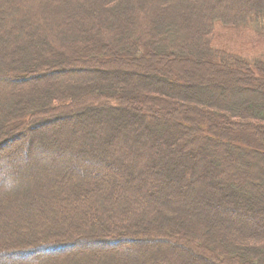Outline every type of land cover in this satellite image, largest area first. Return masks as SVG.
<instances>
[{
	"label": "trees",
	"instance_id": "1",
	"mask_svg": "<svg viewBox=\"0 0 264 264\" xmlns=\"http://www.w3.org/2000/svg\"><path fill=\"white\" fill-rule=\"evenodd\" d=\"M221 25L264 0H0V264H264V53Z\"/></svg>",
	"mask_w": 264,
	"mask_h": 264
},
{
	"label": "rangeland",
	"instance_id": "2",
	"mask_svg": "<svg viewBox=\"0 0 264 264\" xmlns=\"http://www.w3.org/2000/svg\"><path fill=\"white\" fill-rule=\"evenodd\" d=\"M8 13L10 14V12H8ZM32 28L34 31H36V29H34V27H32ZM218 28L219 29L217 30V37L215 39V43L221 49H226L227 51L232 52V53H236L242 57H253V56L258 57L264 53V41L258 37H255V35L252 34V31H251L252 28L249 25H237V26L221 25ZM30 32H31V30H30ZM163 66H165V65H163L162 60L159 59L156 67H163ZM188 70L193 71V66L192 65L188 66ZM176 72H174V73L177 75ZM214 78L215 77L213 76L212 71L211 72L205 71V75H204L203 80L207 79V80L212 81ZM261 81L263 82V79H261ZM186 82H189V79L187 77H186ZM258 83H260V84L257 86V83L254 82L253 87H255V88L258 87V89H259L261 82H258ZM205 85L206 84H203L202 86H205ZM233 103H234V101H233ZM260 164L264 168V160H263V162L260 161ZM95 245L88 244L87 246L86 245H81V246H82V248L88 247L89 249L94 248V247H95L94 249H96V248L98 249L101 247H104V248L108 247L106 245H98V244H95ZM81 246L79 245L75 248H72L70 250V253H73L76 250L81 249ZM22 261H24V259H22Z\"/></svg>",
	"mask_w": 264,
	"mask_h": 264
}]
</instances>
